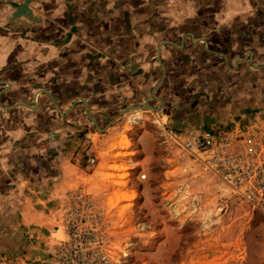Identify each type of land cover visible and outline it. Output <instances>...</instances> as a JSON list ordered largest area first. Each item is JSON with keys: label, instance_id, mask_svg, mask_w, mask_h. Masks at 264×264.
I'll return each mask as SVG.
<instances>
[{"label": "crops", "instance_id": "1", "mask_svg": "<svg viewBox=\"0 0 264 264\" xmlns=\"http://www.w3.org/2000/svg\"><path fill=\"white\" fill-rule=\"evenodd\" d=\"M23 1L0 0L1 225L35 237L57 191L182 127L264 132V0Z\"/></svg>", "mask_w": 264, "mask_h": 264}, {"label": "rangeland", "instance_id": "2", "mask_svg": "<svg viewBox=\"0 0 264 264\" xmlns=\"http://www.w3.org/2000/svg\"><path fill=\"white\" fill-rule=\"evenodd\" d=\"M120 143L133 145L126 135ZM152 151L117 152L134 159L85 176L87 187L75 181L57 191L45 229L32 226L35 237L17 221L0 224V264L264 263V216L168 133Z\"/></svg>", "mask_w": 264, "mask_h": 264}, {"label": "built area", "instance_id": "3", "mask_svg": "<svg viewBox=\"0 0 264 264\" xmlns=\"http://www.w3.org/2000/svg\"><path fill=\"white\" fill-rule=\"evenodd\" d=\"M168 135L264 216V132L171 131ZM87 162L94 164L95 159L88 158Z\"/></svg>", "mask_w": 264, "mask_h": 264}, {"label": "water", "instance_id": "4", "mask_svg": "<svg viewBox=\"0 0 264 264\" xmlns=\"http://www.w3.org/2000/svg\"><path fill=\"white\" fill-rule=\"evenodd\" d=\"M30 1L31 0H24L22 4L17 5L15 11L12 13V17L13 18L18 17L24 13L30 16V8L28 6V3ZM159 101L161 100L159 99ZM132 108H137V106H132ZM126 109H129V108H126Z\"/></svg>", "mask_w": 264, "mask_h": 264}, {"label": "bare ground", "instance_id": "5", "mask_svg": "<svg viewBox=\"0 0 264 264\" xmlns=\"http://www.w3.org/2000/svg\"><path fill=\"white\" fill-rule=\"evenodd\" d=\"M140 114H141V113H140V112H138V113L136 114V116H137V117H138V116H141ZM134 115H135V114H134ZM132 120H133V118H132ZM133 121H135V120H133ZM144 170H145V172H147L148 168H147V167H145V168H144Z\"/></svg>", "mask_w": 264, "mask_h": 264}]
</instances>
